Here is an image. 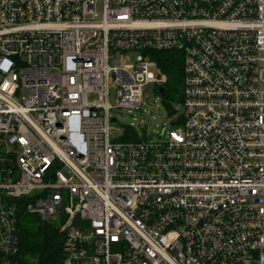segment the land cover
Returning <instances> with one entry per match:
<instances>
[{
    "label": "built area",
    "instance_id": "1",
    "mask_svg": "<svg viewBox=\"0 0 264 264\" xmlns=\"http://www.w3.org/2000/svg\"><path fill=\"white\" fill-rule=\"evenodd\" d=\"M156 51L182 111L142 137ZM21 211L63 264H264V0H0V264Z\"/></svg>",
    "mask_w": 264,
    "mask_h": 264
},
{
    "label": "trees",
    "instance_id": "2",
    "mask_svg": "<svg viewBox=\"0 0 264 264\" xmlns=\"http://www.w3.org/2000/svg\"><path fill=\"white\" fill-rule=\"evenodd\" d=\"M151 56L168 77L163 91L165 101H179L183 91L181 55L178 52L156 51ZM133 138H138L136 132L133 133ZM18 233L21 264H63V233L59 227L21 211Z\"/></svg>",
    "mask_w": 264,
    "mask_h": 264
},
{
    "label": "rangeland",
    "instance_id": "3",
    "mask_svg": "<svg viewBox=\"0 0 264 264\" xmlns=\"http://www.w3.org/2000/svg\"><path fill=\"white\" fill-rule=\"evenodd\" d=\"M180 98L179 101H165L159 88L155 85H149L145 88V105L141 111L133 113L114 111V118L117 119L119 128L121 126H134L140 136L149 135L157 138L158 132L163 129L167 131L177 129L176 122L182 111Z\"/></svg>",
    "mask_w": 264,
    "mask_h": 264
},
{
    "label": "water",
    "instance_id": "4",
    "mask_svg": "<svg viewBox=\"0 0 264 264\" xmlns=\"http://www.w3.org/2000/svg\"><path fill=\"white\" fill-rule=\"evenodd\" d=\"M163 91V90H162ZM161 137H162V135H161Z\"/></svg>",
    "mask_w": 264,
    "mask_h": 264
}]
</instances>
